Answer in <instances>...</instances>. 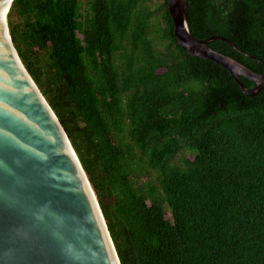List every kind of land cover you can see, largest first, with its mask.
Wrapping results in <instances>:
<instances>
[{"label":"trees","instance_id":"1","mask_svg":"<svg viewBox=\"0 0 264 264\" xmlns=\"http://www.w3.org/2000/svg\"><path fill=\"white\" fill-rule=\"evenodd\" d=\"M187 12L193 36L264 72V0ZM6 20L120 264H264V88L187 54L167 0H12Z\"/></svg>","mask_w":264,"mask_h":264},{"label":"water","instance_id":"2","mask_svg":"<svg viewBox=\"0 0 264 264\" xmlns=\"http://www.w3.org/2000/svg\"><path fill=\"white\" fill-rule=\"evenodd\" d=\"M11 2L0 0V264H120L65 130L14 48L6 20ZM167 10L187 54L225 69L246 95L264 88V72L208 45L222 40L235 48L231 40L190 33L187 0H167Z\"/></svg>","mask_w":264,"mask_h":264},{"label":"bare ground","instance_id":"3","mask_svg":"<svg viewBox=\"0 0 264 264\" xmlns=\"http://www.w3.org/2000/svg\"><path fill=\"white\" fill-rule=\"evenodd\" d=\"M7 7V6H6ZM6 7H5V10H6Z\"/></svg>","mask_w":264,"mask_h":264}]
</instances>
